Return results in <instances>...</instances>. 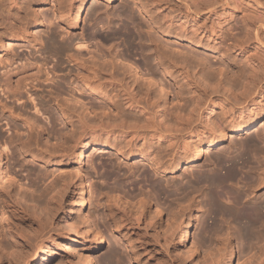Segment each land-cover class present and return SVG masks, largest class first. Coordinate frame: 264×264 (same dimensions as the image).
I'll use <instances>...</instances> for the list:
<instances>
[{"label": "rangeland", "instance_id": "374dc122", "mask_svg": "<svg viewBox=\"0 0 264 264\" xmlns=\"http://www.w3.org/2000/svg\"><path fill=\"white\" fill-rule=\"evenodd\" d=\"M57 2H60V9L63 5L61 10L64 12L69 6L66 10V14L70 15L69 18L65 13L63 14V11H61L62 14L60 13L63 15L62 18L61 15L59 16ZM106 4L109 6L107 7ZM142 6L149 11L151 9V11L146 14ZM73 12L76 16L71 15ZM151 12L157 24H153L150 16L148 17ZM124 13L128 14L125 15ZM33 17L35 18L33 19ZM65 18L66 20L71 19L70 23L67 24L68 20L66 21ZM19 19H22L24 24ZM19 22H22L21 26ZM16 25H18L19 31ZM161 25L170 30L169 35L157 31L156 26ZM22 26L24 29L21 28ZM25 28L27 29L25 30ZM15 29L18 35L16 31H13ZM71 34V38H68ZM78 35L81 37L80 39ZM0 38L4 42L1 41L0 44V84L5 80L11 86L15 85L16 79L21 74L34 67L37 57L43 56L45 51L44 55L59 56L57 50L60 49L59 54L64 56L66 53L68 56H64L66 59L64 65L62 64V67H65V70L62 69L64 74L61 69L57 70L59 76L62 77L58 76L57 81L60 82L58 83L64 91L59 92L58 90L61 89L55 88V93H57L56 91L61 93L62 98L68 99L66 103L72 108L77 107L79 112L86 105L87 107L93 105L95 109L98 108L96 106L104 104V100L90 93L89 89L85 88V90L80 87L81 85L74 79L73 74H68L73 63L69 62L70 66L67 57L71 53H80L81 50L84 54L89 52L88 50H93L94 52L90 51V53H105L104 55L107 56L120 55V58L129 59L128 61L123 59L124 63L126 61L127 64L133 62V65H137L141 73L148 72L149 68L156 71L155 78H160L158 80L163 82L168 92V95L164 96L166 114L174 111L180 105L187 107L197 100L204 102L205 99L206 101L214 99L216 106L211 116L217 125L226 126L225 139L218 146L220 148L217 147L210 151L208 150V142L204 143L200 159L195 164L193 163L194 165L186 162L181 163L174 175L175 177L173 174L166 176L157 173L149 162L140 158L122 156L120 152L112 149L93 151V148L90 147L94 142L88 136L80 139L75 146V142L70 136L64 138L59 135L50 137L48 133L42 132V130L40 132V128H44V121L48 122L49 120L42 113L35 111L33 107V103L36 102L34 101L35 95L13 103V98L7 97V93L0 89V117L2 116L0 118V141L2 142L0 147V238L2 237L3 240L2 247H7L6 250L11 255H6V257L1 255L0 264H83L81 259L85 254L90 257L91 264H191V262L194 264L195 262L196 264H249V255L254 254L259 246L264 244V235L256 232V234H261L263 238L257 234L258 236L254 237L253 242L243 238L245 231L242 232V230L244 228L237 219H234L232 214L236 205L230 192L236 191L238 186L245 191L244 181L239 180L241 176H245L252 167L263 166L264 163V149H262V147L264 148V0H112L111 2L108 0H0ZM54 39L55 41L58 39V41L55 45L51 44V49H49V44ZM7 40H11L12 43L7 45ZM35 40L40 41L36 42ZM75 40H81L87 46L78 48L74 46ZM153 40L162 46V52L174 60L175 67L166 69L168 72L160 66V59L153 51ZM46 41L47 44H45ZM128 42H130L129 46ZM40 43L43 44L40 45ZM65 44H68V47L71 45L74 47L73 49L71 46L72 52H68L71 48L69 47L67 50ZM47 48L50 50L49 53ZM53 51L57 53L54 54ZM147 59L149 63L146 66L145 60ZM56 60L57 57H50L48 59L50 64L47 63V65L49 64L52 68L57 64ZM220 68L223 70V81L226 82L229 76H232V81L237 84L236 92L233 95H228L229 97H226V92L222 89L210 87L203 83L198 76V73L205 76L208 72L215 78H221ZM69 80L74 81L71 84ZM75 87L79 90H74ZM134 94L130 91V98L135 97ZM20 104H23L25 111L21 118H30L35 123L36 130L33 135H30L27 125L20 118L15 117L19 113L17 106ZM48 104L51 107L50 110L61 122V115L55 108L53 101H48ZM3 105H6L5 108ZM224 105H228L227 108L231 105L236 107L232 112L233 114L228 115V119H230V115H233L238 120L248 122L255 120L252 127L254 130L249 134L234 136L235 134L231 133L229 127L227 128L228 122L221 121L225 112L222 107ZM190 106L187 108L188 111ZM11 110L13 113L10 112ZM188 111L186 110L187 113ZM192 113V118H195L196 114ZM202 115L203 118L200 116L202 121L208 120L207 111H204ZM36 116H41L44 121L36 119ZM184 117L185 120H183L186 121L188 116ZM6 120L17 121L20 134L14 133ZM197 122L192 124L193 127L196 126L194 130L197 125L198 127L201 125L200 121ZM38 125L43 127H38ZM184 126L187 127V123L180 127ZM186 130L182 131L185 135L181 131L177 132L182 137L181 135V138L179 136L174 137L178 141L172 140L174 149L186 143L184 137L187 143H194L195 138L187 140L189 136L191 137V133H194V130L191 133L190 130H187L188 132ZM249 136L254 140L248 142L249 140L246 138ZM101 137V142L105 143L104 132ZM10 139H13V142ZM111 140L107 142L110 143ZM119 140L121 139L119 138ZM141 141L138 140L140 147L143 145V141ZM252 141L257 144L252 143ZM22 143L24 145L27 143V147H24L25 150H23L24 145H21ZM46 143L49 146H46ZM114 143V140L111 141V144L114 145ZM52 145L55 146L54 150H52ZM255 145H258V148ZM46 147H49L50 150ZM41 152L43 153L42 156ZM52 152L53 154H51ZM216 154L223 158L226 157V159L244 155L249 161L246 160L247 163L243 164L244 167L239 166V182L227 184L225 190L218 188L223 194H221V198L215 195L216 197L213 199L211 196L214 197V195L211 193L210 187L199 182L197 185L195 178L203 171L211 173L212 169L225 172L220 165H217ZM236 154L238 156H235ZM17 157L20 158V164L16 163ZM1 166H9L10 172L12 171L11 173L16 176L18 181H21L20 183L24 187H19V182L10 183ZM122 170L127 174V177L123 175ZM75 172L80 174L84 184L79 176L75 175ZM32 180L34 181L32 182ZM181 182L186 184L182 185ZM47 186L52 187V190L55 186L57 191L55 192V189L50 191V187L46 188ZM183 186L188 189L187 194L186 191L185 193L181 191L180 188ZM82 187L84 190L81 189ZM44 188L49 191H43ZM260 189L258 194L264 195V187ZM243 190L240 192L242 193ZM34 191L37 193L45 192V194L42 193L45 196L48 192L55 193L53 195L48 193L47 200L45 198L48 202L46 204L44 196L42 197L41 193L37 194ZM18 192L20 194H17ZM21 193L27 197L34 195L31 197L35 201L28 199L37 202V204L39 202L40 207H38L39 204L36 206L38 207L37 211L39 209L38 212L36 209L32 210V208L25 207L20 199V197H24ZM245 193H243L245 204H251L252 201L250 200L259 196L257 192L249 196L247 195L249 191H245ZM38 195L43 198L42 201ZM184 195H187L186 197L189 195L190 198L194 197L200 208L197 212L195 225L190 229L191 232L187 239L181 243V226H175L174 217L179 211L176 202H179L180 198V201L185 200L182 199ZM35 197L40 200L36 201ZM139 197L147 199L144 208L150 212L139 213V201L143 200ZM178 197L180 198L178 199ZM81 199H83V209L79 208L81 207ZM126 200L128 204L124 202ZM157 202L163 205V215L156 217V219L153 216V219L151 216L153 212L151 211ZM44 204L48 205V208ZM113 218H115V224ZM79 219L86 221L82 220L81 223ZM120 219L121 221H119ZM89 220L91 221L89 222ZM83 221L88 222V224ZM92 221H95L101 230L103 241L99 245L93 241L94 232L89 228L93 224ZM77 222L81 224L79 227L77 224L75 225ZM84 226L87 230L90 229L86 241L82 234L83 229H85ZM80 228L81 230H79ZM223 235H228L230 239L226 240L227 237ZM64 236H67V240L62 241ZM25 238L29 239V244H25ZM194 238L197 241L196 249H193L194 253L190 255ZM259 238L263 240L260 241ZM15 241L20 242L21 248L23 245L22 249H26L27 260L21 255H17L15 258L14 254H11L12 250L15 249L13 245ZM255 242L257 243L255 246L258 247L254 246ZM249 243H253V247ZM174 248L182 253L185 252L184 254L189 253L188 260L182 258L181 260L174 252ZM10 249L12 250L9 251ZM231 249L232 254L230 253ZM20 256L25 261H21ZM11 257L13 258L11 259ZM19 258L21 260H18Z\"/></svg>", "mask_w": 264, "mask_h": 264}, {"label": "bare ground", "instance_id": "6f19581e", "mask_svg": "<svg viewBox=\"0 0 264 264\" xmlns=\"http://www.w3.org/2000/svg\"><path fill=\"white\" fill-rule=\"evenodd\" d=\"M55 1H59V0H55ZM108 1L111 2L112 0H108ZM56 4L59 5L60 2L59 3L57 2ZM107 4H106V6H107ZM141 5H142V3H141ZM62 6L63 5H61V9H62ZM143 6H142V9L144 8ZM68 7H67V9H68ZM58 8L60 9V5H59V7H57V9ZM76 8H77V6H76ZM81 8H82V6H81ZM146 8H148V7H146ZM59 9L57 11L59 12V16H60L62 14L61 11H63V10L60 9V11H59ZM63 9H64V7H63ZM66 10H65V12L63 11V14L64 13L66 14ZM69 10H71V9H69ZM69 10H68V12H69ZM94 10L95 9H93V11ZM126 11L128 12V10H126ZM150 11H151V9H150ZM150 11L145 9L144 12L147 14ZM54 12H55V10H54ZM56 14H57V12H56ZM124 14L126 15L128 13H124ZM151 14H153V13L151 12L150 15H148V17L150 16V19H151L153 24H157V21L154 19L153 15H151ZM66 15L68 16V13ZM71 15H75L74 12ZM62 16L63 15H61L60 17L62 18ZM69 16L67 18H69ZM75 16H74V18H75ZM34 18L35 17H33V19ZM65 20H66V18H65ZM70 20L71 19H69L67 21V24ZM72 22H74V21H72ZM21 23H20V26H21ZM23 24H24V21H23ZM18 25H16V27ZM21 28L24 29L23 26ZM13 29H14V27H13ZM23 29H22V31H23ZM26 29L27 28H25V30ZM156 29H157V31L164 33V35L170 34V30H168L165 26H162V25L156 26ZM10 31H12V30H10ZM13 31H16V33H17L16 29ZM18 31H19V28H18ZM67 31H68V29H67ZM53 32H55V31H53ZM13 34H14V32H13ZM52 34L54 35V33H52ZM17 35H18V33H17ZM57 35H58V33H57ZM57 35H55V36H57ZM59 35H61V34L59 33ZM79 35H78V37H79ZM81 35H82V33H81ZM69 36H68V38H71L72 34ZM64 37H66V36H64ZM81 37H79V39ZM85 37L83 38V40L85 39ZM12 38H13V36H12ZM50 39L53 40V38H50ZM62 39H64V38L62 37ZM76 40H77V37H76ZM76 40L74 41L75 42L74 46H76L78 48L79 47L83 48L84 46H87L86 43L81 41L82 39L79 41H76ZM1 41H2V38H0V44L3 42V41L2 42ZM7 41H8L7 45L12 43L11 40H7ZM38 41H40V40H38ZM38 41H36V42H38ZM56 41H58V39H56ZM56 41L54 39L53 42L51 41L52 43L50 42L49 49H51L50 46L56 44ZM131 41L133 43L132 39H131ZM130 42H128V46H129ZM43 43H40V45ZM57 43L62 44L65 42L62 41V43L61 42H57ZM126 43H127V41H126ZM132 43H131V45H132ZM45 44H47V41ZM2 45H4V44H2ZM66 46H67L66 47L67 50L69 49V47L71 48L70 51L68 50V52H72L71 50L74 49V47L72 45L71 46L73 47V49L71 46L68 47V44ZM152 46H154V50L153 49L152 50L156 53L157 58L160 59V66L163 67L166 72H168L169 68L175 67L174 60L168 54H166L165 52H162V50H161L162 46H160V44H158L156 41L153 40ZM62 47H63V45H62ZM52 50H53V47H52ZM129 50H131V49H129ZM42 51L44 52V50H42ZM54 51H53V53H54ZM59 51H60V49H59ZM59 51L57 50L58 53L55 52L59 56H56L57 57V60H56L57 64L55 66H52V68L49 65L50 62H48V59H50V57L51 58H56V57L55 56L54 57L48 56V54L44 55V53H46V51H45L44 53L42 52L43 56L40 55L39 57L36 58L33 68H31L29 71L21 74L19 77L20 79L19 78L16 79V84L14 83L15 85L11 86L10 83L9 82L7 83L5 80H3V83L0 84L1 91H4L5 93H7V97L13 98V103H16L19 100H22L24 98L28 99L30 96L32 97L33 95H35L34 101H36V102L33 103V107H34L35 111L38 113H42V115H45L46 119L49 120L48 122H45L44 120H42L41 116H36V119H39L42 122L44 121V123H43L44 128H42V129L40 128V132L42 130V132L48 133V135L50 137H55L56 135H59L60 137L63 136L62 138H64L65 136H70V138H72L73 142H75V146H77V143H79L80 139H82V138L84 139L86 136H88L90 138V140L94 142V144H92L91 147L88 146L90 148H93L92 149L93 151L97 152L99 150L106 151V150L112 149V150H116V151L120 152L122 156H127V157H131V158H140L144 161L149 162L151 164V166L157 171V173H160V174H163L166 176H168V174H173V176H174L176 171L179 169L181 163L186 162L187 164L194 165L195 162H197L200 159V156L202 153V146L204 145V143L208 142V150L211 151V150L216 149L221 144V142L224 141L225 135H226V126L223 127V125H222V127H221L219 124L217 125L216 121H214L213 116H211V114L214 112V109L216 106V102L213 101L214 99L209 100L207 98V100H209V101H206V99H205L204 102L198 101V100L194 101V102H192L191 106L189 105L190 106L189 111L187 109L189 106L183 107L182 105H180L179 107H176L174 111H171L170 113L166 114V112H165V107H166L165 105L166 104H165L164 96H167L168 92L166 90L165 85H163V82H160L158 80L160 78L159 77H158V79L155 78L156 71L149 68L148 72L141 73L140 69L138 68L137 65H133V62L127 64V61L129 59L127 60L126 58H120L119 57L120 55H114V56L109 55V56H107V55H104L105 53L104 54L103 53L98 54L99 52H97V54H92L94 52L93 50H88L89 52L84 54V53H82V50H81L80 53L75 51L78 54H76V53L72 54L71 53V55L69 57H67L68 64L70 65L69 62L73 63L72 66L70 65L71 68L69 69L68 74L69 73L73 74V77H75L74 79L78 82L79 85H81L80 87H83V89H85V88L89 89L90 93L95 94L104 100V104H100L98 106L95 105L98 108L94 109L93 105L92 106L90 105L89 106L90 109L92 108V110H90L89 107H87V105L85 104L86 107L84 106V108H82V111L79 112L77 107L72 108L69 104L66 103V101H68V99L66 97H64L65 98L64 99V98H62L63 96H61V93L59 94L60 91L62 92L63 89H61V88H63V87H61L59 84L60 82L57 81V79H58L57 77L59 76L57 70L61 69V72H63L62 69L65 70V67H62V66L64 65L63 63L65 62V59H66L64 57L66 55V53L64 56H62L61 54H59ZM90 51H93V52L90 53ZM49 52H50V50L48 51V53ZM61 53H62V50H61ZM95 53H96V51H95ZM66 56H68V55H66ZM123 59L124 60L126 59L127 61L124 63ZM47 63H49L48 64L49 66L47 65ZM148 63H149L148 59L145 60L146 66L148 65ZM166 69H168V70H166ZM219 70H220L221 78L220 77L215 78V77L211 76L210 74H208V72L205 74V76H202L201 73H198V76L200 77V79L203 83H205L206 85H209L210 87L222 89L223 91L226 92V94H225L226 97H229L228 95H233V93L236 92L237 84L232 81V76H229V79L226 80V82L223 81V78H222V71L223 70L221 68ZM61 72H59V73H61ZM63 74H64V72H63ZM71 74H69V75H71ZM69 75H67V76H69ZM64 76H63V78H64ZM59 77H61V75ZM70 77H72V76H70ZM67 81H68V79H67ZM67 81H66V83H68ZM73 81L74 80H72V82L70 81L71 84L73 83ZM74 84H76V83H74ZM75 86L78 87V85H75ZM55 88L56 89L59 88L61 90H58L59 92L56 91L57 93H55ZM76 89H78V88L75 87L74 90H76ZM130 91L135 93L134 94L135 97L130 98V96H129ZM136 96H138V97L136 98ZM119 97H121V99H119ZM48 101H53L55 108L58 110L59 114L61 115V122H59V120H58L59 118L50 110L51 107L48 104ZM228 105H230V104H228ZM228 105L222 106L223 109H225V112H224V116L221 119V121L223 120L222 122H224V121L228 122L227 128L229 127L231 133L235 134L234 136H237L239 134L244 135V134L251 133L254 130L252 127H253V123L255 122V120L252 122H248V121L241 120V119L238 120V118L234 117L233 115H230V119H228V115L233 114L232 112L236 108V107H234L235 105H231V107L229 106V108H227ZM4 106H6V105H3V108H5ZM17 108L19 109V113L15 117L20 118V120L23 121V123H25L27 125V128L29 129L30 135H33V133L36 130L35 123L32 122V120L28 117H27L28 119H24V117L21 118V116H23L22 113L25 112L23 110V104L18 105ZM186 110L188 111V113L186 112ZM204 111H207V113H208V120H206V121H204V120L202 121V118H203L202 114L204 113ZM10 112L13 113L12 110ZM192 112H194L196 114V117L194 116L195 118H192L193 117V116H191V115H193ZM239 113H240V111H239ZM12 115H14V114H12ZM184 116H188L186 121H184L185 120ZM200 116L202 117L201 119H200ZM9 118H6V119H9ZM196 121H198V122L200 121L201 125L199 123L200 126L198 127V125H197V128L194 130V128L196 126L194 125V127H193L192 124H193V122L195 123ZM7 122H8L7 124L10 125V129L14 133L19 131L20 128H18L19 124L17 125V123H16L17 121L16 122L7 121ZM202 122H204V123H202ZM186 123H187V127L186 126L180 127L181 125L183 126ZM251 124H252V126H251ZM189 125H190V127L188 128ZM263 125H264V123H263ZM39 126L40 125H38V127ZM185 127L187 128V130H190V133H191V131L194 130L193 131L194 133H191V137L189 136L187 138V140L188 139L190 140L191 138L192 139L195 138L194 143H187V141L184 137V140L186 143L181 144V146L179 148L174 149L173 148L174 145H173L172 140L174 139L176 141V138H174V137H177V136L180 137V135H181V134L178 135L177 132H179V131L184 132L186 130ZM198 128H199V130H198ZM187 130H186V132H188ZM103 132L105 133V140H106L105 143L101 142V140H102L101 136H103ZM183 132H182V134H183ZM193 134H194V136H193ZM30 135L28 134L29 138H30ZM183 135H185V134H183ZM179 137H178V139H179ZM181 137H182V135H181ZM112 138L115 141L114 145L111 144V141H113V140H111ZM119 138L121 140H119ZM67 139L69 140V138H67ZM246 139L249 140L248 142H250V140H254L250 136H249V138L247 137ZM10 140H12V142H13V139H10ZM108 140H111L110 143L107 142ZM138 140L143 141V145L141 147L138 146ZM7 142H10V141L8 140ZM12 142H10V143L13 144ZM176 142H178V141H176ZM1 143L2 142L0 141V147L2 146ZM47 143L45 145L49 146V145H47ZM252 143H254V141H252ZM261 143H262V140H261ZM254 144H257V143H254ZM21 145H24V143H22ZM243 145H244V143H243ZM52 146H51V148H52ZM255 146H256V148H258L257 147L258 145H255ZM24 147L25 148L27 147V143H25V145L23 146V150H25ZM48 148L46 147V149H48ZM218 148H220V147H218ZM46 149H45V152H46ZM54 149H55V146H53L52 150H54ZM262 149H264V148L262 147ZM49 150H50V148H49ZM230 152L232 153V151H230ZM242 152L244 154V151H242ZM227 153H229V152L227 151ZM42 154L43 153L41 152V156H42ZM51 154H53V152ZM90 154H92V153H90ZM235 156H238V155L236 154ZM240 156H238L236 158H232L233 157L232 156L231 159H226V157L223 158L222 156L217 155V158L215 159L217 162V165H220V167L225 172H219V170L215 171L213 169H212L211 173L210 172L206 173L203 171L202 173H200L195 178L197 180V182H196L197 185H198V182L201 184L208 185L210 187L211 193L214 195V197L213 196H211V197L214 199L216 196L217 197L220 196V198H221V196H222L221 194H223V193L220 192V189L218 190V188L225 190L227 184H229V183L234 184L235 181L239 182L238 181V179H239L238 178L239 177V166L241 165L244 167L243 164L247 163L246 160H248L245 158L244 155L242 157H240ZM47 157H49V155H47ZM42 158L43 157H41V159ZM0 159H1V155H0ZM19 159H18V157L16 158L17 164H20ZM42 161H44V159H42ZM21 165H23V164H21ZM259 166L257 165V166L252 167L251 169L249 168L250 169L249 172L245 176L242 174L243 176H241V178L239 179L241 181L242 180L244 181V183H245L244 185L246 186L245 191H249V194H247L248 196L252 195V193H254V192H257V194H258V190L260 188L264 187V163H263V166H260V167ZM1 169L4 172L6 179L10 183H14V182L18 183L19 182V184H18L19 187H24V185L22 183H20L21 181L20 180L18 181L16 176H14V174L11 173L12 171L10 172L9 169H11V168H9V166L8 167L7 166L2 167ZM122 172H124V170H122ZM122 172H120V174H122ZM75 175L77 177L79 176L81 182L84 184L83 179L80 176V174L75 172ZM123 175L127 177V174L125 172L123 173ZM123 175H121V176L124 177ZM130 176L132 177L131 174H130ZM128 177H129V175H128ZM166 178H168V177H166ZM126 179H128V178H126ZM33 181L34 180H32V182ZM167 182H168V179H167ZM183 184H186V183H182V185ZM190 184H193V183H190ZM197 185H196V187H197ZM48 187H50V186H47L46 188H48ZM51 188L52 187H50V191L52 190ZM187 188H189V187H187ZM191 188H193V187H191ZM54 189H55V186H53L52 191H54ZM81 189L84 190L83 187ZM180 189H181V191H183V193H185V191H186V194H187L188 189H186L185 186H183ZM45 190H48V189L44 188L43 191H45ZM214 190H216V191H214ZM241 190H243V189H240L238 186L236 191L234 190V191L230 192L232 194L231 197H233V199H234V204L236 205V209H235V211H232V214L235 217L234 219H237L242 224L243 228L245 229V230L244 229L242 230V232L245 231L243 233V235H244L243 238L245 237L246 241L253 242L254 237L258 234V233L256 234V232H259V233L264 235V195L258 194L259 196L257 198L252 197L253 199L250 200V201H252L251 204L250 203L245 204L243 201L244 200L243 198H244V194H246V193L244 190L241 193L240 192ZM56 191L57 190L55 189V192ZM194 191L195 190L193 189V192ZM55 192H48V193L49 194L51 193V195H53V193H55ZM227 192H229V191H227ZM35 193H37V192H35ZM40 193L45 194V192H42V191L37 193V194H40ZM48 193H47V195H49ZM230 193H228V194H230ZM17 194H20V193L18 192ZM27 194L29 195V193H27ZM32 194H34V193H32ZM44 194H42V197L44 196V201L46 203L47 202L46 201L47 195L45 196ZM189 194H190V192H189ZM23 196L24 197H20V195H19V197L23 201V204L25 205V207L32 208V210L36 209V211H37V208L40 207V204L38 202L39 206L36 207L38 204H37V202L35 203L34 202L35 200L33 199V197H31L34 195H31V196L29 195V197H27L25 195H23ZM186 196L184 195L185 198L183 197L182 199H185V200H182V201H180L181 198L178 197V199L180 198V200H179V202H176V203H178L179 211H177L176 216L174 217V222L176 223V224L174 223L175 226L176 225L178 227L181 226V233H180L181 234V236H180V242L181 243L187 239L189 233L191 232L190 229L195 225L196 218H197V212L199 211V208H200L196 204V200H194V197L190 198L189 195H188V197H186ZM25 197L27 199L30 198L34 201H29L30 199L27 200ZM38 197L41 198V196H39V195H38ZM45 198H46V200H45ZM139 198H138V201H139ZM144 198H142L143 199L142 201H144V202L139 201L138 210H139L140 214H145L147 211H149V210H145V208H144V207H146V200H147ZM212 198H211V200H212ZM36 199H37L36 201L40 200L38 198H36ZM42 200H43V198H41V201ZM82 200L83 199H81V201ZM124 202L128 204L127 200ZM211 203H212V201H211ZM46 204H44V205H46ZM49 205H50V203H49ZM46 206L48 208V205H46ZM46 206L45 207L43 206V207L46 208ZM80 206L81 207H79V208L81 209L83 206V201L81 202ZM162 206L163 205H161L160 203L158 204V202H157V204L154 205L153 209L151 208L152 209L151 212H153L152 213L153 215L151 214L152 218L154 216L156 219V217H161L163 215ZM212 206H213V204H212ZM41 209L42 208H40V210ZM45 210H47V209H45ZM36 211H34V212L36 213ZM38 211H39V209H38ZM149 216H150V214H149ZM85 217H87V216H85ZM112 217H113V215H112ZM115 218H113L114 224H115ZM118 218H119V216H118ZM122 218H123V216H122ZM121 219L119 221H121ZM82 220H84V219H82ZM82 220L79 219L80 222ZM84 221H86V220H84ZM90 221L91 220H89V222ZM125 221H122V222H125ZM78 222L75 223V225L77 224L79 227L81 224H78ZM85 224H88V222H86ZM90 224H92V223H90ZM123 225H124V223H123ZM89 228H91L94 232L93 233L94 234L93 241L98 245L101 244L103 240H102V235L100 232L101 230H100L98 224L95 223V221H94L92 226H90ZM116 228L120 229V227H118V226H116ZM79 230H81V228ZM88 231H90V229L87 230L86 227L82 231V234L84 235L85 241L87 240V237H88ZM157 232H158V230H157ZM228 235L227 236L223 235L224 237H227L226 240L230 239L228 237ZM165 236H167V235H165ZM262 238H263V236H262ZM262 238H261V240H263ZM25 239H24V242L26 244V243H28L29 239L28 238H25ZM62 239H63L62 241L67 240V236H64ZM168 240H169V238H168ZM195 240L196 239L194 238L192 241L193 245L191 247L192 249L190 248V250H191L190 255H192L194 253L193 249L194 250L196 249L195 245H196L197 241H195ZM258 240H260V238ZM2 241L3 240L1 237L0 238V256L2 255L3 257H6V255L7 256L10 255V252L8 253V251L6 250L7 247L6 248L2 247V244H1V243H3ZM256 242H258V241H256ZM256 242H255L254 246L257 245ZM249 244L252 245V247H253V243L252 244L249 243ZM258 244H261V243H258ZM13 245H14L15 249L12 250L13 249L12 248L9 250V251L12 250L11 254H14L13 255L14 257L17 255L18 256L21 255L24 258L26 257L25 259L27 260L28 255L26 256V254H25L26 249L25 250L22 249L23 245L21 248L20 242H18V241H15L13 243ZM3 246H5V245H3ZM255 247H258V246H255ZM173 250H174V252L177 253L176 255L179 256L180 259L182 258L183 260H188L189 253L184 254L185 252L182 253V252L178 251L176 248H174ZM186 252H188V251H186ZM230 253L232 254V249H231ZM21 256H20V258H21ZM84 256L81 259L83 261V264H91L92 261H91L90 257L88 255H86L85 257ZM249 256H250L248 258L249 264H262V262L264 261V244H262L261 247L259 246V249L257 251H255L254 254H251ZM189 257H191V256H189ZM12 258L13 257H11V259ZM20 258L18 260H21V259H22L21 261L24 260L23 258H21V259ZM192 263L193 262H191V264ZM195 264H196V262H195Z\"/></svg>", "mask_w": 264, "mask_h": 264}]
</instances>
